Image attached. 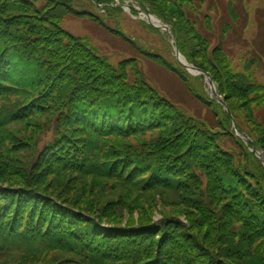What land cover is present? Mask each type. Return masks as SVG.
<instances>
[{"label":"trees","instance_id":"obj_1","mask_svg":"<svg viewBox=\"0 0 264 264\" xmlns=\"http://www.w3.org/2000/svg\"><path fill=\"white\" fill-rule=\"evenodd\" d=\"M131 1L170 27L227 111L178 61L125 35L113 0H0V264H264V167L250 151H264L261 0ZM69 16L121 40L125 57L112 63L65 30ZM140 53L187 94L180 83L164 93L148 84ZM184 97L195 114L178 107ZM86 177L119 193L109 206L158 208L136 221L63 196Z\"/></svg>","mask_w":264,"mask_h":264},{"label":"rangeland","instance_id":"obj_2","mask_svg":"<svg viewBox=\"0 0 264 264\" xmlns=\"http://www.w3.org/2000/svg\"><path fill=\"white\" fill-rule=\"evenodd\" d=\"M121 1L123 5L139 7L133 2L130 3L129 0H121ZM74 5L79 6L78 9L83 8V9L89 10L88 6L85 3H82V5L74 3ZM253 8H256L260 10L261 12H263L262 14H260V15H263L264 14V0H261V2H259L257 6L256 5L253 6ZM128 10L129 8L125 7V9H123L121 14H119L118 17H116L117 18L116 21L118 23L117 26H119L118 28L122 30L123 33L127 35L130 39H134L135 41H137V43L140 44L141 47H144L146 50H151V49L157 50L160 55L164 56L167 59V61L172 62L171 60L173 59L177 61L176 56H175V50H177V47H176L177 45H174L173 41L168 39V35L162 29L160 30V29L153 27L152 24L155 25V23H152V22L150 23L143 15H138V16L133 15ZM90 11L94 13L95 15L102 17V14L97 13L96 10H93L92 8H90ZM92 23L90 22L89 18H83L82 16H76V17L69 16V18H66V20L63 21L62 25L65 28V30H68L70 33L74 34L75 36L80 37L82 39H86L93 47L97 48V50L100 53L106 55L112 63H116L121 57H125L126 54L122 52V50L126 48V44L123 43L121 40H118V39L116 40L114 37L104 32V30H102L96 25L97 23L96 24L95 22L93 24ZM111 25H114V24L112 23ZM231 51L235 55L239 53V57L243 55V52L241 49L239 50L235 47H232ZM136 56H137L136 58L139 60L138 65L142 73V76L144 77L145 81L148 84H150L154 89H157L159 92L160 91L163 92L164 88L166 89L173 88L171 83H173L174 85L177 84V86H179V83H180L181 88L179 90L187 94L185 88L182 86V83L173 74L165 71L155 60H152V59L147 58L146 56H143L142 53H140V55L136 54ZM181 57L187 65H189L190 67L196 68L192 64H189L182 55ZM235 68L239 71L243 70L241 63H238L237 65L235 64ZM186 72L190 76L189 83L191 79H194L195 83L193 80H192V83L197 86L198 92L201 95L206 96L207 94L208 98L215 99L212 93L209 91L206 80L203 77H202L203 79L200 80L198 78L199 76L194 75L193 72L189 70H187ZM259 81L264 85L263 76L259 77ZM220 99L222 103L226 104L225 99L223 97L220 96ZM171 100L173 102L178 103L177 99L175 100L171 98ZM183 101L182 103L181 102L178 103L179 108L181 109L186 108L187 110L189 109L191 110V113H194V111H197L198 109L197 103L186 101L185 97L183 98ZM227 103L235 105L238 110L240 107H243V106H240L239 101H236L235 99L229 100ZM204 109L202 108L203 110L202 114H205V113L208 114V112L206 111L207 109L205 110ZM7 128L9 130L10 129L18 130L21 128V126L18 124H11ZM243 141H246V140L243 139ZM223 145H226V146L228 145L227 148H231L234 152L238 151L237 146L230 145V139H226ZM250 151H252V149H250ZM260 152L262 153V155L261 154L260 155L264 158V151H260ZM249 168L253 170L251 166ZM74 183H77V182H74ZM74 183L73 182L69 183L70 186L68 187V191H65V195L63 196L75 198L84 203L93 204V208L94 206L95 207L100 206L101 208H103L102 206L105 207L106 205L109 210L113 208V210H117L123 213V216L128 215L130 216L131 219H135L136 221L140 220L139 217L141 215L143 214L146 215L148 214L149 211L154 212L155 210L154 206L156 205L155 204L152 205L150 201L148 200L138 202V206L142 204L143 205L139 209L136 208L135 210L132 209L130 211L127 210V204L121 205V201H119L118 206L114 204V206L112 207V206H109V204L111 201L112 203H114L115 201L119 200V198L116 196V194H119L118 192L112 193L109 190H105L103 191V193H99L98 188L96 186H99V188H102L101 184L97 181L90 180L89 177L84 178L82 183H78V184H82L83 189H78L79 185H78V188H76L75 186H72L71 184H74ZM64 184H67V181L65 180L61 181L59 186L61 188H64L63 187L65 186ZM53 188L55 187L54 186L50 187V189H53ZM124 200L129 201V198H124ZM166 201H170L172 203L171 204L172 207L170 206L169 208L170 213H172L173 211L177 212L179 208H181V202L172 195ZM156 207L158 208V206ZM153 214L156 219H159L158 214H155V213ZM182 219H184V222H186L185 217H182ZM202 231H204L203 228H202Z\"/></svg>","mask_w":264,"mask_h":264},{"label":"water","instance_id":"obj_3","mask_svg":"<svg viewBox=\"0 0 264 264\" xmlns=\"http://www.w3.org/2000/svg\"><path fill=\"white\" fill-rule=\"evenodd\" d=\"M166 30H168V29H166ZM176 57L179 58V53H178V52H176ZM186 67L189 68V69H190L191 71H193L194 73H197V74H203L201 71H199V70H197V69H195V68H193V67H188V66H186ZM205 77H206V80H207V82H208V85H209V87H210L212 93L217 97V94H216V92H215V89H214V86H213L212 81L210 80L209 76L205 75ZM218 99H219V98H218ZM221 103H222V102H221ZM253 151H254V150H253ZM260 160L264 163V158H263V157H261Z\"/></svg>","mask_w":264,"mask_h":264},{"label":"bare ground","instance_id":"obj_4","mask_svg":"<svg viewBox=\"0 0 264 264\" xmlns=\"http://www.w3.org/2000/svg\"><path fill=\"white\" fill-rule=\"evenodd\" d=\"M153 22H156L155 19H152Z\"/></svg>","mask_w":264,"mask_h":264}]
</instances>
